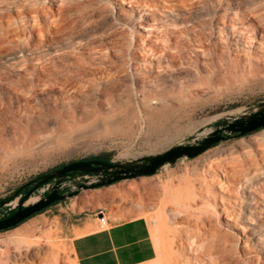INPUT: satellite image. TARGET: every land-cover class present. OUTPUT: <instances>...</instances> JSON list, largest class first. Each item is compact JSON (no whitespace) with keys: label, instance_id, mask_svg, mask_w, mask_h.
<instances>
[{"label":"rangeland","instance_id":"374dc122","mask_svg":"<svg viewBox=\"0 0 264 264\" xmlns=\"http://www.w3.org/2000/svg\"><path fill=\"white\" fill-rule=\"evenodd\" d=\"M125 1L133 7L123 0H0V14L15 15L19 7L36 4L46 6L56 16L48 17L46 26H62L63 20L64 24L68 20L77 23L74 30L58 37L63 51L71 57L57 61L68 69L77 61L85 65L87 74L80 79V85H89L90 90L89 94L62 88L48 92L49 85L25 79L32 71L30 67L27 72L7 69V74H1L13 84L24 79L25 87L33 84L36 91L29 90L31 109L23 115L21 129L9 143L10 152L0 151V198H7L30 179L74 160L103 153H111L112 162L131 160L178 143L198 142L220 121L235 118L264 101V24L237 11V5L244 7L248 1H259L263 6L264 0ZM130 8L136 10L135 14ZM176 15L188 17L196 31L203 32L205 46L226 47L223 58H214L209 66L184 70L168 66L166 56L170 52L181 48L188 55L189 44L198 47L191 26L171 25V17ZM133 19L143 27L135 26ZM39 41L35 38V43ZM98 73L115 77L116 84L105 89V80ZM0 90V99L8 101L10 93L5 87ZM145 92L149 93L150 115ZM23 103L17 114L23 112ZM255 134L263 137L264 128L225 139L201 155L180 159L153 175L82 191L77 198L65 199L62 205L0 231V250L5 248V242H18L21 238L39 241L45 250L51 249L52 242L61 248V264H75L69 240L61 232L69 203L85 212L102 208L107 218L144 217L151 229L159 226L153 225L151 218L163 214L170 237L177 228L194 229L186 220L173 217L177 202L173 189L180 187L181 198L187 185L180 179L181 173L190 169L192 176L194 168H200L205 160L222 159L231 153L242 155L247 148L257 147L249 141ZM171 182L170 194L165 193L163 187ZM47 190L48 184L42 186L26 204L41 198ZM18 202L19 199L13 200L0 211V217L17 207ZM258 256L264 258V251ZM168 257V252L157 250V261L163 259L165 264ZM181 262L178 259L176 264Z\"/></svg>","mask_w":264,"mask_h":264},{"label":"bare ground","instance_id":"6f19581e","mask_svg":"<svg viewBox=\"0 0 264 264\" xmlns=\"http://www.w3.org/2000/svg\"><path fill=\"white\" fill-rule=\"evenodd\" d=\"M258 2L248 1L244 7L237 5V11L245 12L244 17L257 18L264 24V5ZM49 10L46 6L31 4L19 7L15 15L11 12L0 14V87H5L11 95L6 102L0 99V151L4 153L10 152L9 143L20 131L23 115L31 109L27 97L31 94L29 90L36 91L33 84L25 87L24 79H19L17 84L10 83L5 75L1 76L8 73L5 70L27 72L29 67L32 68L25 79L49 85L48 92L62 88L66 92L90 93L89 85H80V79L87 74L85 65L77 61L72 69H68L57 61L71 57L69 52L63 51L64 46L59 44L58 37L64 31L74 30L77 23L68 20L64 24L63 20L62 26H46L48 17H56ZM170 22L174 27L191 26L198 47L189 44L188 55L181 48L170 52L166 56L168 66L184 70L209 66L214 58H223L226 47L205 46L203 32L196 31L188 17L176 15ZM145 23L152 27L148 20ZM35 38H39V43H35ZM98 77L104 78L105 89L117 82L115 77L108 78L104 73H98ZM147 97L149 93L145 92L146 111L150 115ZM21 102H24V114H17ZM249 141L256 143L257 147L247 148L242 155L231 153L222 159L205 160L200 168L192 171L194 177L190 176V169L182 171L180 179L187 185L181 198L180 187L173 189L177 201L173 217L186 220L194 229L177 228L170 237L166 233V217L161 214L151 218L153 225L159 224L151 229L157 250L169 254L165 264H176L178 259L182 261L180 264H264V258L258 256L264 251V136L259 138L255 134ZM171 186L173 184H165L164 192L167 193ZM52 244L51 249L45 250L39 241L27 238L18 242L7 241L5 248L0 250V264H35L37 261L40 264H61V248ZM162 261L156 260L153 264H164Z\"/></svg>","mask_w":264,"mask_h":264},{"label":"water","instance_id":"95a60500","mask_svg":"<svg viewBox=\"0 0 264 264\" xmlns=\"http://www.w3.org/2000/svg\"><path fill=\"white\" fill-rule=\"evenodd\" d=\"M261 128H264V101L235 118L220 121L214 130L195 143H178L162 152L131 160L107 162L99 159H80L68 162L34 177L31 182L35 180L38 182L23 196L20 194L22 189L20 187L7 198L0 200L1 209L13 200L19 199L17 209L8 216L0 218V231L13 228L53 203L77 196L82 191L105 187L124 179L153 175L167 165H174L180 159L195 158L225 139L241 137ZM71 172L96 174L99 175V180L91 184H81L76 190L61 193L60 184ZM52 179H55V183L47 196L26 204L36 190Z\"/></svg>","mask_w":264,"mask_h":264},{"label":"crops","instance_id":"0c3cea01","mask_svg":"<svg viewBox=\"0 0 264 264\" xmlns=\"http://www.w3.org/2000/svg\"><path fill=\"white\" fill-rule=\"evenodd\" d=\"M66 206L61 232L68 238L71 257L77 264H153L157 260L156 243L146 218L109 216L107 226L101 227L97 211H79L72 203Z\"/></svg>","mask_w":264,"mask_h":264},{"label":"built area","instance_id":"2783aa9c","mask_svg":"<svg viewBox=\"0 0 264 264\" xmlns=\"http://www.w3.org/2000/svg\"><path fill=\"white\" fill-rule=\"evenodd\" d=\"M99 180V175L91 173H76L69 178H65L61 184V190L65 192L76 190L81 184H91ZM52 184H48V188ZM97 216L99 218V224L101 227H105L108 224V218L105 211L101 208L97 210Z\"/></svg>","mask_w":264,"mask_h":264},{"label":"trees","instance_id":"16d2710c","mask_svg":"<svg viewBox=\"0 0 264 264\" xmlns=\"http://www.w3.org/2000/svg\"><path fill=\"white\" fill-rule=\"evenodd\" d=\"M218 124H219V123H218ZM218 144H219V143L215 144L214 146H216V145H218ZM214 146H213V147H214ZM111 156H112L111 153H103V154L98 155V156H91V157L83 158V159H81V160L99 159V160H104V161H107V162H112V161H111ZM62 165H63V164H62ZM62 165H60V166H62ZM60 166H59V167H60ZM48 172H49V171H48ZM74 174H76V172H71V173H69L68 175H74ZM43 186H44V185H43ZM0 200H2V198H0ZM56 203H58V202H55V203H53L52 205H54V204H56ZM52 205H50V206H52ZM50 206H49V207H50ZM49 207H47L46 209H48ZM5 208H6V206L3 207V208H1L0 211H2V210L5 209ZM16 208H17V207L11 209L10 211H8V213H6V214H4L3 216H1V218L6 217V216H8L9 214L13 213V212L16 210ZM46 209L39 211L38 213L34 214L33 216H35V215H37V214H39V213H42V212L45 211ZM33 216H31V217H33ZM31 217H29L28 219H30ZM28 219H26L25 221H27ZM25 221L21 222L20 224L24 223ZM20 224L16 225L15 227L19 226ZM15 227H13V228H15ZM10 229H12V228H10ZM8 230H9V229H8ZM4 231H6V230H4Z\"/></svg>","mask_w":264,"mask_h":264},{"label":"flooded vegetation","instance_id":"af4514ba","mask_svg":"<svg viewBox=\"0 0 264 264\" xmlns=\"http://www.w3.org/2000/svg\"><path fill=\"white\" fill-rule=\"evenodd\" d=\"M45 173H47V172H45ZM72 175H67L66 176V178H69V177H71ZM33 179V178H32ZM32 179H30L29 181H27L26 183H24L22 186H20V187H22V189H21V191H20V194H21V196H23L24 194H26L37 182H38V180H35V181H33V182H31V180ZM55 183V179H52L51 181H49V183H47V184H52V186H53V184ZM25 184H27L26 186H24ZM52 186H50L49 188H48V190L45 192V194L42 196V197H45V196H47L48 195V193H49V191H50V189L52 188ZM19 187V188H20ZM39 190V189H38ZM38 190H36V191H38ZM35 191V192H36ZM34 192V193H35ZM61 193H64L65 191L64 190H61L60 191ZM32 203V202H31ZM17 209V208H16ZM1 218V217H0Z\"/></svg>","mask_w":264,"mask_h":264},{"label":"snow or ice","instance_id":"6c2138e0","mask_svg":"<svg viewBox=\"0 0 264 264\" xmlns=\"http://www.w3.org/2000/svg\"><path fill=\"white\" fill-rule=\"evenodd\" d=\"M118 7H122V5H119L118 4ZM130 11H132L134 14H135V12H136V10L135 9H132V8H130ZM132 23L135 25V26H138V27H143V25L140 23V21L139 20H137V19H133L132 20Z\"/></svg>","mask_w":264,"mask_h":264}]
</instances>
